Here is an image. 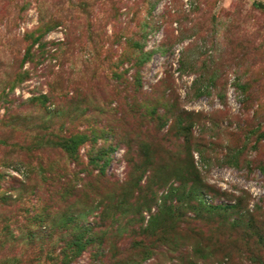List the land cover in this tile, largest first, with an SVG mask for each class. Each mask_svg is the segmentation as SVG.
I'll return each mask as SVG.
<instances>
[{"label": "rangeland", "instance_id": "rangeland-1", "mask_svg": "<svg viewBox=\"0 0 264 264\" xmlns=\"http://www.w3.org/2000/svg\"><path fill=\"white\" fill-rule=\"evenodd\" d=\"M252 1L0 0V264H264Z\"/></svg>", "mask_w": 264, "mask_h": 264}, {"label": "trees", "instance_id": "trees-1", "mask_svg": "<svg viewBox=\"0 0 264 264\" xmlns=\"http://www.w3.org/2000/svg\"><path fill=\"white\" fill-rule=\"evenodd\" d=\"M252 5L256 6L258 8L264 9V4L262 2L253 0ZM132 54L134 55V61H133V67L135 69L140 68V66L143 65V63L149 59L150 52L149 51H144L143 47L140 45H135L132 48ZM40 98L45 100L46 96L45 95H40ZM85 135L83 132H76L72 134H68L65 137H61L59 140H56L54 144L60 148V150L66 155L70 157L76 156L78 153L79 146L82 145V143L85 141ZM104 154V149L102 147H99L95 150V152L90 155V159L88 158V163L95 164L98 159H101ZM100 171V170H98ZM215 208H220L221 210L224 209H230L232 208V205L225 204V205H215ZM88 228L86 229V231ZM88 234H95L91 228H89V233ZM80 237V236H77ZM87 242V241H84Z\"/></svg>", "mask_w": 264, "mask_h": 264}]
</instances>
